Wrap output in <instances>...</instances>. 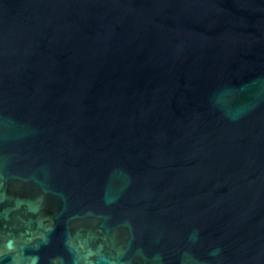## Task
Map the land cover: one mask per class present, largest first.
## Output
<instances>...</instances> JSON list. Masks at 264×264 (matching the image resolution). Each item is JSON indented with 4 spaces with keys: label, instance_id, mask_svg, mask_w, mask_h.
Returning <instances> with one entry per match:
<instances>
[{
    "label": "water",
    "instance_id": "95a60500",
    "mask_svg": "<svg viewBox=\"0 0 264 264\" xmlns=\"http://www.w3.org/2000/svg\"><path fill=\"white\" fill-rule=\"evenodd\" d=\"M0 264H264V0H0Z\"/></svg>",
    "mask_w": 264,
    "mask_h": 264
}]
</instances>
